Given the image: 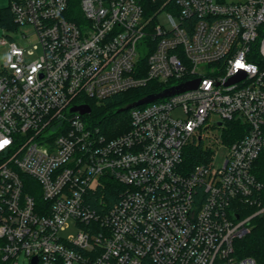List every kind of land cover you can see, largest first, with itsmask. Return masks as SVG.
I'll return each instance as SVG.
<instances>
[{
  "label": "built area",
  "instance_id": "2783aa9c",
  "mask_svg": "<svg viewBox=\"0 0 264 264\" xmlns=\"http://www.w3.org/2000/svg\"><path fill=\"white\" fill-rule=\"evenodd\" d=\"M9 5L34 36L0 38V264H258L236 240L264 216V0H81L78 19L69 0ZM195 79L131 107L126 128L92 114ZM210 124L228 142L217 166ZM189 146L206 153L191 168Z\"/></svg>",
  "mask_w": 264,
  "mask_h": 264
},
{
  "label": "trees",
  "instance_id": "16d2710c",
  "mask_svg": "<svg viewBox=\"0 0 264 264\" xmlns=\"http://www.w3.org/2000/svg\"><path fill=\"white\" fill-rule=\"evenodd\" d=\"M224 1V0H219ZM81 0H69L70 17L78 19L82 16L80 8ZM0 26L15 29L16 24L10 11V5L0 9ZM156 85L149 83L147 86L129 90L106 99L103 104L96 105L91 102L93 116L107 124L129 123L130 108H126L136 100L150 94ZM122 125V124H121ZM127 127V126H126ZM125 127V128H126ZM123 129V128H121ZM230 138L233 140L237 136L235 126L228 129ZM120 132V129L115 131ZM206 154L199 146H189L185 151V165L189 168L203 161L202 156ZM262 173L259 175L264 180V165L261 166ZM254 211V209H253ZM255 226L245 237L236 240V249L240 255L252 256L258 264H264V216L255 219Z\"/></svg>",
  "mask_w": 264,
  "mask_h": 264
},
{
  "label": "rangeland",
  "instance_id": "374dc122",
  "mask_svg": "<svg viewBox=\"0 0 264 264\" xmlns=\"http://www.w3.org/2000/svg\"><path fill=\"white\" fill-rule=\"evenodd\" d=\"M229 2H240V1H246V0H227ZM10 3V0H0V9L3 7L8 6ZM170 12L169 9H163L160 11V13L157 15V21L161 22L162 24L168 26L169 21L167 18L168 13ZM17 32L13 28H9L6 26H0V38L3 36H6L9 40H15L18 44L23 45L27 42L28 39H32L34 36V28L31 25H20L17 28ZM23 33L27 35V38L23 37ZM7 49V46L0 45V65L3 61V57L5 55V51ZM42 53V47L39 43H32L31 45L26 47V59L27 60H33L35 58H38ZM174 114H181L180 110H176ZM217 119L215 120V122ZM126 123H122L121 128L126 127ZM209 131L206 133V136H208V139L214 148V154H215V163L220 164L224 162L227 152H228V142L225 139V133L223 132V128L219 126H215L214 124H210ZM208 139L206 141H208ZM35 185H38L36 181H33ZM77 233L76 226L72 225L70 229L67 230V233ZM19 264H29V260L26 258V256L23 254H20L19 256Z\"/></svg>",
  "mask_w": 264,
  "mask_h": 264
},
{
  "label": "water",
  "instance_id": "95a60500",
  "mask_svg": "<svg viewBox=\"0 0 264 264\" xmlns=\"http://www.w3.org/2000/svg\"><path fill=\"white\" fill-rule=\"evenodd\" d=\"M199 82H200L199 79L190 80V81L184 82V83H182L180 85H177V86H174V87H171V88H167V89H165V90H163V91H161L159 93L148 94V95L136 100L132 104L128 105L126 108H131L133 106H137V105H141V104H144V103H148V102L157 100V99H159L161 97L172 95L174 93H178V92L185 91V90H188V89L196 88L198 86ZM71 111L72 112H78L80 114H84V113L90 112L91 111V107L89 105H87V104L75 105V106H73L71 108ZM33 264H38V257L34 258Z\"/></svg>",
  "mask_w": 264,
  "mask_h": 264
},
{
  "label": "clouds",
  "instance_id": "9594fccd",
  "mask_svg": "<svg viewBox=\"0 0 264 264\" xmlns=\"http://www.w3.org/2000/svg\"><path fill=\"white\" fill-rule=\"evenodd\" d=\"M3 141H7V143H2ZM3 141H0L2 143V146H0V150H3L6 146L10 145L11 141L8 139H5Z\"/></svg>",
  "mask_w": 264,
  "mask_h": 264
},
{
  "label": "snow or ice",
  "instance_id": "6c2138e0",
  "mask_svg": "<svg viewBox=\"0 0 264 264\" xmlns=\"http://www.w3.org/2000/svg\"><path fill=\"white\" fill-rule=\"evenodd\" d=\"M242 66V65H241ZM2 143H7V141H3ZM2 143H0V146H2Z\"/></svg>",
  "mask_w": 264,
  "mask_h": 264
}]
</instances>
